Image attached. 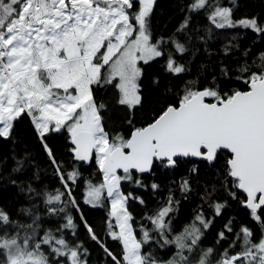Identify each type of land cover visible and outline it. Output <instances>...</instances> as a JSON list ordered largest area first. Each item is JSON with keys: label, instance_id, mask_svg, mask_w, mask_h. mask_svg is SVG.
<instances>
[{"label": "snow or ice", "instance_id": "obj_1", "mask_svg": "<svg viewBox=\"0 0 264 264\" xmlns=\"http://www.w3.org/2000/svg\"><path fill=\"white\" fill-rule=\"evenodd\" d=\"M0 264H264V0H0Z\"/></svg>", "mask_w": 264, "mask_h": 264}]
</instances>
